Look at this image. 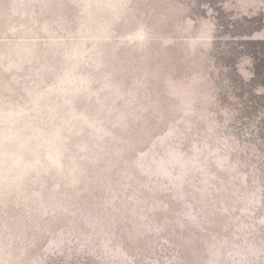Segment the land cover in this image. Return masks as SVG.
<instances>
[{
  "label": "rangeland",
  "instance_id": "rangeland-1",
  "mask_svg": "<svg viewBox=\"0 0 264 264\" xmlns=\"http://www.w3.org/2000/svg\"><path fill=\"white\" fill-rule=\"evenodd\" d=\"M264 0H0V264H264Z\"/></svg>",
  "mask_w": 264,
  "mask_h": 264
},
{
  "label": "trees",
  "instance_id": "trees-1",
  "mask_svg": "<svg viewBox=\"0 0 264 264\" xmlns=\"http://www.w3.org/2000/svg\"><path fill=\"white\" fill-rule=\"evenodd\" d=\"M263 80H260V84L262 85L261 87H263L264 89V77H262Z\"/></svg>",
  "mask_w": 264,
  "mask_h": 264
}]
</instances>
